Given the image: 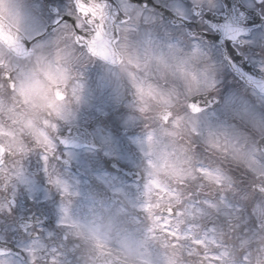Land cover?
I'll return each mask as SVG.
<instances>
[{
    "label": "snow or ice",
    "instance_id": "1",
    "mask_svg": "<svg viewBox=\"0 0 264 264\" xmlns=\"http://www.w3.org/2000/svg\"><path fill=\"white\" fill-rule=\"evenodd\" d=\"M258 6L264 10V0ZM73 16L65 17L72 27L65 26L52 51L25 53L34 59L19 77L15 73L20 69L0 58V175L5 189L15 172L6 158L22 157L29 141L43 149L47 163L57 121L63 119L70 98L77 97L72 49L79 47L90 57L119 65L135 89L147 127V236L140 244L112 247L95 229L67 220L62 224L90 246L97 264H264V207H256L254 217L243 215L256 201L264 204V138L241 144L209 134L205 143L210 157L197 159L201 133L184 115L176 87L169 86L170 81H182L191 93L206 85L211 67L194 66L206 61V54L199 45L190 54L172 46L167 56L146 51L142 58L128 44L140 18L130 0H124L122 11H112L107 0H75ZM29 23L21 0H0V46L8 55L16 52L21 29ZM153 69L155 79L150 78ZM188 107L193 114L200 112L196 104ZM259 131L264 137V124ZM232 166L243 173L244 194L229 174ZM237 196L242 204L230 199ZM221 218L227 230L218 227ZM24 264H58V259L54 252L43 262L31 254Z\"/></svg>",
    "mask_w": 264,
    "mask_h": 264
},
{
    "label": "flooded vegetation",
    "instance_id": "2",
    "mask_svg": "<svg viewBox=\"0 0 264 264\" xmlns=\"http://www.w3.org/2000/svg\"><path fill=\"white\" fill-rule=\"evenodd\" d=\"M122 11L124 0H111ZM109 3L110 0H107ZM140 13L135 31L128 36L130 49L168 55L170 47L190 54L199 45L207 60L196 62L199 69L208 65L209 36L214 33L211 18L224 19L226 7L222 0H130ZM248 10H253L263 19L262 25L251 32L249 38L239 39L234 45L255 68L264 59L263 50H254L247 42L250 37L264 30V10L255 0H237ZM24 13L30 23L23 26L16 52L0 46V58L20 71L30 70L34 57L28 54H48L65 26L71 28L75 0H21ZM113 11V7H110ZM264 48L263 42L260 43ZM77 57L72 65V84L78 85L77 97L70 98L64 117L57 121L58 129L52 134L53 149L47 153L48 161L42 159L43 149L28 142L22 157H8L7 163L15 167L12 179L4 187L0 175V245L20 249L24 258L13 254L0 255V264H24L35 254L41 262L53 254L58 264H96L90 246L79 240L74 231L62 221L95 229L108 239L112 247L125 243L140 244L147 236V217L143 207L147 202L145 186L148 181L146 150L147 127L139 112L135 89L119 65L88 56L79 47L72 49ZM264 61V60H263ZM156 78L155 69L150 74ZM2 83V70H0ZM182 98L184 115L201 133L197 139V159L206 160L210 152L205 140L212 134L225 138L227 133L236 134L229 140L241 144L258 142L255 134L248 133L236 116L228 117L217 108L190 112L189 98L207 93H188L182 81H170ZM215 95V94H213ZM217 96V95H215ZM219 106L222 98L219 97ZM220 109V108H218ZM232 123L227 124L226 121ZM226 127L230 128L227 130ZM242 133H247L242 138ZM126 168L133 170L129 178L123 174ZM241 194L246 193L243 173L236 166L228 169ZM242 204L239 197L230 198ZM255 207H246L249 213L257 214L256 207H264L258 200ZM12 208L11 214L8 209ZM218 227L227 230L226 219L218 221ZM67 237V239H65ZM43 253V255H42Z\"/></svg>",
    "mask_w": 264,
    "mask_h": 264
},
{
    "label": "rangeland",
    "instance_id": "3",
    "mask_svg": "<svg viewBox=\"0 0 264 264\" xmlns=\"http://www.w3.org/2000/svg\"><path fill=\"white\" fill-rule=\"evenodd\" d=\"M264 44V30L253 34L248 41L252 46V53L254 50L261 49L260 43ZM208 66L211 67L209 72V80L206 85H202L199 90L193 91H209L214 92L222 98V105L216 107V111L210 114H217L218 110H224L228 117L236 116L243 129L248 133L252 132L256 135L257 139L261 137L259 127L264 124V97L259 96L254 90L246 87L241 82L235 80L228 71L225 63L222 60L221 51L210 45L208 54ZM264 60V59H263ZM262 60V71L264 72V61ZM254 64L253 60L251 61ZM199 69H202L201 66ZM220 108V109H218ZM227 124L232 123L226 121ZM227 130L230 128L226 127ZM236 134L235 131L227 133L226 138L231 139ZM247 133H242V138ZM234 138V137H233ZM146 157L149 159L147 152L148 147H145ZM148 248L154 250L155 245L149 242ZM155 260V255L152 257Z\"/></svg>",
    "mask_w": 264,
    "mask_h": 264
},
{
    "label": "water",
    "instance_id": "4",
    "mask_svg": "<svg viewBox=\"0 0 264 264\" xmlns=\"http://www.w3.org/2000/svg\"><path fill=\"white\" fill-rule=\"evenodd\" d=\"M254 18L257 19V16H251L245 10L240 11L238 8H234L233 14L229 13L223 23L216 24V34L211 35L209 40L210 43L222 48L229 69L245 84L264 95V76L253 70L243 58L238 56L231 45L239 37L248 36L250 30L256 27V25L243 23L247 19L252 20ZM213 102L214 99L204 94L190 99L188 105L196 104L202 110L211 107ZM126 174L129 175L130 172L126 171Z\"/></svg>",
    "mask_w": 264,
    "mask_h": 264
}]
</instances>
